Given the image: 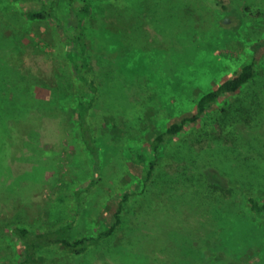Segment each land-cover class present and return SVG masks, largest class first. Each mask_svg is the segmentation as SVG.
Instances as JSON below:
<instances>
[{"label":"rangeland","instance_id":"1","mask_svg":"<svg viewBox=\"0 0 264 264\" xmlns=\"http://www.w3.org/2000/svg\"><path fill=\"white\" fill-rule=\"evenodd\" d=\"M42 1L52 0H0V264H34L23 263L15 225L34 231L72 225L74 234L96 236L114 224L127 194L122 223L108 239L84 255L52 246L35 264H264V218L246 201L249 194L264 199V171L254 185H230L210 157L228 147L236 152L233 167L246 156L255 160L264 119L259 129L222 128L220 112L235 101L228 95L158 154L151 149L157 130L193 114L204 93L244 64L255 62L258 81L243 97L260 89L264 0H163L152 3L158 14L148 34L128 37L107 31L102 0H91L86 66L100 89L92 130L99 161L76 120L74 48L55 21L23 15ZM60 4L65 25L77 23L67 1ZM133 152L145 155L144 165ZM205 189L226 193V200L185 201Z\"/></svg>","mask_w":264,"mask_h":264},{"label":"trees","instance_id":"2","mask_svg":"<svg viewBox=\"0 0 264 264\" xmlns=\"http://www.w3.org/2000/svg\"><path fill=\"white\" fill-rule=\"evenodd\" d=\"M13 1L23 3L29 0ZM66 1L68 8L73 12L77 19V23H74V25H71L70 27L65 25V16L60 13L61 0H52L50 2L42 1L38 8L25 10L23 11V15L30 21H55L63 27L65 35L69 39L71 46L74 48L70 54V58L77 73L78 95L80 98L76 120L83 142L92 153L93 158L96 161H99L100 157L96 147L97 145L95 144L96 142L94 136L92 135V130L93 121L95 119L94 107L99 101L100 89L95 78L93 76H88L86 66L88 62L87 55L89 52V42H86L87 35L85 34V27L87 25V18H89L92 13V1ZM162 1L163 0H102L105 11L104 20H106V30L115 36L118 35L125 37H128V32L131 31V34H137V31L141 29H144L148 34L146 26L150 22L153 24L154 18L153 20L151 18L153 15L158 14L155 11L156 7H153L152 3L163 6ZM165 1L172 5V2L183 0ZM185 1L189 2L187 0ZM120 5H124L126 8H130L131 10L125 11L119 7ZM185 8H188L187 5H185ZM174 10L175 9L170 10L169 13L174 14ZM167 34L170 35L171 33ZM140 39L142 38L139 35H136L134 41L138 43L140 42ZM120 43L123 44L121 41ZM123 46L127 47L124 44ZM256 75L257 69L255 62L246 63L242 66L241 71L237 75L225 79L215 88L204 93L198 99L196 110L193 114L156 131L155 137L151 143L152 151L158 154L164 145L169 144L176 137L183 134L188 126L202 121L208 111L220 99L228 95H233L235 101L229 102L228 105L220 112L218 121L221 123L222 128L227 129L232 125L237 126L239 124H244L252 127L253 129H259V120L264 119V83L260 86V89L257 90L256 93L252 92L249 96L243 97V94H246L244 91L258 81ZM258 136L261 140L257 139L260 143L258 144V148L256 147L255 150L257 152L256 161L253 158L246 156L241 160L239 159L240 161H238L236 166L233 167L230 165L231 161L229 158L232 155H235L236 152L228 147L224 148L221 151V154L216 150L215 153L210 155L212 162L224 171V176L229 177L230 185H254L257 172L264 171V137L261 135H257V137ZM255 145L256 144H253V147H255ZM133 155L138 163H142L144 165L146 161L144 154L133 152ZM157 162V158H154L146 164V181L153 176ZM188 181L192 180L189 179ZM260 181L264 182L262 179H260ZM93 183L95 184L96 182L94 181ZM165 185H169L168 181L165 182ZM201 187L204 188L203 186ZM205 191L206 189L204 192ZM214 191H206L203 193V196L198 194V197H187L185 201L195 206L197 204L199 205L200 203H204V200L209 203L211 200L219 201L218 197L220 196L222 201L226 200V193L218 192L217 190ZM128 199L129 195L127 194L124 196L122 203L119 206L114 224L107 230L99 232L96 236L79 233L74 234L72 233V225H64L59 228L49 229L46 231H34L25 225H15L12 229V233L23 244V263L35 264L38 261L42 262L45 258L43 252L52 246H59L62 251L69 254H86L91 247L97 246L103 240L108 239L118 229L122 223L121 211L124 206L123 204ZM246 201L255 216L264 218V199L257 197L255 194H249L246 197Z\"/></svg>","mask_w":264,"mask_h":264}]
</instances>
